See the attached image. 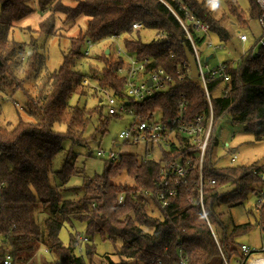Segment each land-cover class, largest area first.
<instances>
[{"label":"trees","instance_id":"1","mask_svg":"<svg viewBox=\"0 0 264 264\" xmlns=\"http://www.w3.org/2000/svg\"><path fill=\"white\" fill-rule=\"evenodd\" d=\"M32 2L0 0V82L9 88L13 84L7 78H14L27 53L25 44L10 39L11 32L34 13ZM35 2L40 12L48 13L38 25L40 38L56 34L57 14L66 18L70 28L84 16L88 18L87 27L84 35L70 40L61 65L45 78L37 98L25 94L31 121L19 118L14 125L5 123L0 110V264H4L8 254L12 256L13 264H179L180 250L186 255L188 264H213L215 260L224 264L221 252L231 264L243 258L238 249V239L256 226L264 233V203L257 200L255 204L259 214L255 224H234L230 231L225 225L223 209L229 212L231 208L244 207L251 194L264 199L260 194L262 190L257 192L255 189L264 184L260 177L264 165L218 168L212 164L211 150L216 141L212 134L216 126H213L203 162L205 213L200 202L195 205L189 203L190 197L198 198L199 169L183 181L177 195L161 209L156 200L144 195L145 191L155 188L163 162L161 156L140 160L138 155L122 153L121 161H104L103 173L90 178L85 175L84 167L76 165L80 155L74 152L75 146L85 145L82 133L86 132L91 118H97L98 122L105 120L101 123L103 128L111 119L120 118L108 113L104 116L107 108L102 102V91L108 90L119 97L123 95L124 81L118 71L125 62L116 57L112 46L109 54L105 50L97 58L102 64L100 70L93 69L88 74H83L80 69L74 70L77 61L86 60L83 52L86 42L90 40L97 46L108 38H123L122 46L130 54H137L139 59L151 58L153 62L149 69L162 68L178 78L181 63L186 61V50L192 54L193 49L176 15L185 22L187 15H191L206 23L223 44L227 45L232 40L229 31L212 14L214 1L74 0V6L67 5L66 0ZM248 4L249 20H260L263 13H260L257 0H248ZM228 9L241 26L249 28L245 13L236 2L230 0ZM136 22L144 25L143 31H154L162 38L146 37L141 30L132 29ZM187 26L195 45L202 47L206 36L193 30L192 25ZM30 40L29 47L33 51L27 56V69L22 70L25 80L38 78L46 66L44 53L35 49L33 38ZM258 49L253 58H243L238 69L229 71L231 81L225 98L219 94L220 81L208 86L214 124L229 115L234 124L243 125L244 130L257 141L264 140V47ZM84 79L94 84L88 90L94 95L99 94L98 106L87 109L71 104L75 96L79 102L87 96V88L82 84ZM22 85L15 83L14 90ZM181 94H185L187 99L189 120L199 115L204 119L209 117L205 91L197 79L193 80L188 75L180 82L176 79L175 85L165 93L157 94L143 104H131V107L145 117L159 111L166 120L176 115ZM56 124L66 126L65 131H56ZM65 142L71 144L67 150ZM172 151L166 158L178 155L174 146ZM87 155L93 154L88 152ZM94 155L97 157L96 152ZM60 157V167L54 168V162ZM122 173H126L132 183L115 182ZM76 177L82 179L81 186L70 187L68 183ZM210 181L215 184L211 185ZM80 190L83 194L77 199L64 196L70 192L75 195ZM119 196H123L122 203ZM148 208L153 210L149 213ZM154 208L157 216L153 214ZM77 221L85 223L86 234L93 242L85 245L84 255L76 253L79 241L75 235H70L67 245L60 239L63 227H72ZM97 237L114 247L113 252L102 257V263L95 260L97 254L92 251ZM38 249L46 250L52 259L36 258Z\"/></svg>","mask_w":264,"mask_h":264},{"label":"rangeland","instance_id":"2","mask_svg":"<svg viewBox=\"0 0 264 264\" xmlns=\"http://www.w3.org/2000/svg\"><path fill=\"white\" fill-rule=\"evenodd\" d=\"M213 15L216 19L221 21V25L227 29L231 35L230 43L223 44L221 43L212 33V42L217 46H227L225 50H216V57L212 60L211 64L214 66L220 62H225L228 59H241L250 56H243L245 50L251 49L254 50L255 53L259 50V46H257L258 40L261 38L263 31L260 27L259 20L251 21L249 20L248 15V0H233L242 8V12L245 13V20L248 24L249 28L246 26H241L237 22V20L229 13L228 2L230 0H213ZM35 2V0H33ZM30 3L33 9L35 10L31 16L26 17L25 20L17 24V27L14 28L11 32V37L13 41L17 43H23L26 45L27 53L24 56V61L20 70L14 74V78H7L8 82L13 84L12 86L3 85L0 82V110L2 111V119L3 122H9L14 125L19 118H21L25 122H29L32 120L30 116H28V110H26V101L27 98L25 94L30 95L33 98H37V94L39 90H41L45 78L57 70L63 61V57L65 53L68 52V46L70 44V40L73 37H78L80 34H85L87 27V19L84 16H81L76 20L75 24H72L70 28V24L65 22L64 16L61 14H57L56 18H58V24L56 28V34L53 37H42L40 38V34L37 33L38 25L48 16V13H42L38 9V5L35 3ZM260 13L262 14V8L264 5V0H257ZM67 5L74 6V0H66ZM183 24H185V20H182ZM144 29V28H143ZM142 31V35H149L150 38L160 37L154 31ZM188 30L189 26H188ZM191 31V30H190ZM241 32L247 34L248 39L246 43L239 41L238 35ZM147 37V36H146ZM31 38L36 41L35 49L44 53L46 57V66L44 71L39 75L38 78L32 77L27 78L25 80V76L23 75L22 70L27 69L28 60L27 56L32 54L33 49L30 46ZM118 44L122 46L123 38L118 39ZM110 41H103L99 45L96 46V51L93 53L92 57H88L85 59H81V61L76 62V68L74 70L80 69L83 74H88V72H92L93 69H98L102 67V64L98 62L99 57L102 56L103 52L106 50H111ZM115 46V47H114ZM114 48L117 45L114 43ZM95 48V47H94ZM111 52V51H110ZM101 66V67H100ZM16 77V79H15ZM22 83V87L18 90L14 87L15 83ZM83 85V87L87 88V96L83 97L80 102L78 101V97H74L71 101V104H77L81 107H85L89 109L90 107L99 105V94L94 93L88 88L90 86H94V84ZM102 96V95H101ZM104 116H107V110L104 109ZM92 122H90L86 132L82 133L83 146H75L74 152H76L79 156L77 159L76 165L85 168V175L90 177L96 174H102L104 169L105 162L99 158H97L94 154L98 149L103 151L112 150L115 153H127L132 155H138L140 160L148 159V152H151V147H147L143 144L131 145L127 143H123L122 140L118 139V135L122 130L127 128L130 125L132 120L128 115H121L118 119H111L108 123V126L103 128L101 122H98L97 118H91ZM215 133L212 134L213 138L216 139L215 144L212 146V164H214L218 168H228L229 166H250L252 164L264 165V140H256L253 135L246 132L244 130V126L236 125L230 120L229 115L221 117L218 124H214ZM66 126L57 125L55 126V130L65 131ZM212 129V130H213ZM105 131V132H104ZM104 132V133H103ZM211 141V139H210ZM209 141V143H210ZM119 145V147H117ZM64 147L69 149L71 144L69 142H65ZM235 150L236 152H234ZM91 153L90 157H88L87 153ZM154 158H160L159 150L155 147L153 150ZM62 162V157H60L56 162H54V168L60 167ZM117 183H132L131 179L126 175V173L120 174V176L115 180ZM70 187L81 186L82 179L76 177L75 179H71L68 183ZM256 191L264 190V184H259V186L255 187ZM83 194L82 190L78 191L75 195L73 192L65 193L64 196L66 198H74L77 199ZM261 194V193H260ZM264 196V195H262ZM260 201L256 194L249 195V198L244 204V207H234L231 208L230 211H226L223 209V212L226 213L224 216L225 225L230 231L232 225H241L245 224V222H250L255 224L258 219V211L255 210L256 202ZM264 203V199L260 201ZM153 209L148 208V212ZM155 216H157V209L154 208ZM43 217H41L42 219ZM86 225L85 223L75 222L72 227L69 225L63 227L62 232L60 234V239L64 245H67L70 240V235H75L79 241V248L77 250V254L84 255L85 253V245H92V240L86 234ZM219 232V229L217 230ZM263 237V232L261 228L258 226L254 227L250 232L246 233L244 236L238 239L239 244L247 245L251 249L255 251H259L262 246L261 238ZM95 246L92 248L94 251V255L97 254L94 258L96 261L102 263V257L106 254H110L113 252L114 247L110 245L109 242L106 244L101 241L100 238L94 239ZM97 252V253H96ZM36 258L43 257L46 261L51 260L52 256L49 253H45L43 249L37 250ZM264 256V254H262ZM213 264H218L215 260Z\"/></svg>","mask_w":264,"mask_h":264},{"label":"built area","instance_id":"3","mask_svg":"<svg viewBox=\"0 0 264 264\" xmlns=\"http://www.w3.org/2000/svg\"><path fill=\"white\" fill-rule=\"evenodd\" d=\"M186 9V8H184ZM174 15V11L171 10ZM262 17L259 20L260 27L263 34L257 42V46L264 47V5L262 8ZM185 15H187L185 11ZM187 21L183 24L182 19L176 15L180 21L182 27L186 31V40L192 45V56L197 62L199 77L197 80L201 83L203 90L205 91L206 101L209 106V117L204 119V116H196L195 119H188V106L185 94H181L177 101V113L174 117L163 120V114L161 112L150 113L147 117L139 114L131 107V104H143L150 98H153L157 94L165 93L172 86L175 85L176 79L182 81L185 75L190 76V67L188 61L181 63L178 71V78L166 72L162 68H150L152 64L151 58L139 59L137 54H130L124 46L118 44L116 37L108 38L106 41H110L111 45L114 43L117 47L114 50L116 57H121L125 66L119 68L118 75L123 78V93L122 96H115L108 90L102 91V102L106 105L107 113L113 117H120L121 115H128L132 118L130 125L121 131L118 135V139L123 143L136 145L143 144L147 147H151V152H148V158L151 159L154 156L153 150L156 147L159 150L160 156L163 159L157 176V182L155 188L152 191H145L144 195L151 196L156 200L163 209L168 206L169 199L177 195L178 188L183 186V181L188 178L195 169H199V193L198 200L190 197L189 203L195 205L196 202H200L202 211L203 206V162L207 153L209 141L211 139L212 129L214 125L213 121V106L212 97L208 86L215 81H220L221 86L219 88L220 94L225 98L228 90L227 87L231 81L230 70H236L241 65V57L239 59H232L231 61L220 62L216 65H212L210 55H215V51L225 50L223 46L214 45L212 42V32L206 23L201 22L191 15H187ZM187 25H192L193 30H196L199 34L206 36V40L202 47L195 45L192 32L188 30ZM144 28L142 23H134L132 29L141 30ZM159 38H162L160 35ZM239 41L246 43L248 39L247 34L241 32L238 35ZM105 41V40H103ZM96 44L88 40L84 49V56L88 58L94 51ZM115 47V46H114ZM256 49V47H255ZM255 49L245 50L243 56H250L253 58L256 53ZM209 58V59H208ZM208 59V60H206ZM182 72V73H181ZM191 79L192 76H190ZM194 80V79H193ZM82 84L85 86L89 84L88 79H84ZM182 140V144L180 143ZM177 156H171L166 158L171 153L172 147ZM119 147V145H117ZM173 152V151H172ZM97 157L103 161L118 162L121 161V154L115 153L112 150L103 151L98 149L96 151ZM262 180H264V172L260 174ZM210 184H215L214 181H210ZM264 195V190L261 191ZM119 201L122 203L123 196H119ZM261 201V200H260ZM205 213V212H204ZM208 221V220H207ZM210 226V225H209ZM213 232V231H212ZM214 234V233H213ZM214 238L216 235L214 234ZM217 241V239H216ZM262 246L259 251L251 249L246 244H239L238 249L243 258L234 260V264H264V233L261 238ZM47 253V251H44ZM221 258L224 264H231L227 257L221 252ZM179 264H188V259L183 251L178 253ZM4 264H13L12 256L6 255Z\"/></svg>","mask_w":264,"mask_h":264},{"label":"water","instance_id":"4","mask_svg":"<svg viewBox=\"0 0 264 264\" xmlns=\"http://www.w3.org/2000/svg\"><path fill=\"white\" fill-rule=\"evenodd\" d=\"M109 53H110V51L107 50L106 54H109ZM212 56L213 55H210V57H212ZM208 59H206V60H208ZM186 61H188V63H189L190 76H192L193 79H197L199 77L197 62H196V60L194 59V57L192 56V54L188 50H186Z\"/></svg>","mask_w":264,"mask_h":264},{"label":"crops","instance_id":"5","mask_svg":"<svg viewBox=\"0 0 264 264\" xmlns=\"http://www.w3.org/2000/svg\"><path fill=\"white\" fill-rule=\"evenodd\" d=\"M216 57V54L215 55H213L212 57H210L211 58V60H213L214 58ZM229 60V59H228ZM228 60H225V61H228ZM220 92V91H219ZM220 94V93H219ZM234 152H236L235 150H233ZM37 254V253H36Z\"/></svg>","mask_w":264,"mask_h":264}]
</instances>
